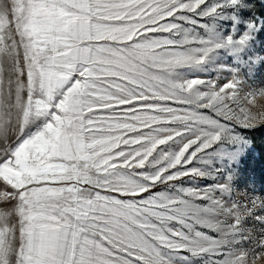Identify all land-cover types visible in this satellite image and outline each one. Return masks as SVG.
<instances>
[{
    "label": "snow or ice",
    "instance_id": "6c2138e0",
    "mask_svg": "<svg viewBox=\"0 0 264 264\" xmlns=\"http://www.w3.org/2000/svg\"><path fill=\"white\" fill-rule=\"evenodd\" d=\"M262 36L252 0H0V264H254Z\"/></svg>",
    "mask_w": 264,
    "mask_h": 264
},
{
    "label": "rangeland",
    "instance_id": "374dc122",
    "mask_svg": "<svg viewBox=\"0 0 264 264\" xmlns=\"http://www.w3.org/2000/svg\"><path fill=\"white\" fill-rule=\"evenodd\" d=\"M252 9L255 15L264 14V0H252ZM261 39L264 40V36ZM225 62H228L227 58H225ZM199 75L206 80H217L220 83L232 78L229 72L217 70H210ZM240 79L243 81L242 87L245 92L264 88V66L257 63L251 69L242 70ZM254 110H264V97H256ZM240 131L249 139L251 147L236 169L231 199L233 202L245 206V209H251L246 226L254 239H259V234L264 232V228L255 221L252 214L262 212L260 201L264 200V125H257L252 129H240ZM198 183L203 186L206 182L199 180ZM183 184L185 187L189 186L187 178H184ZM253 200L256 201L255 208L251 206ZM250 247H255V245ZM257 253L254 264H264V252L257 249Z\"/></svg>",
    "mask_w": 264,
    "mask_h": 264
}]
</instances>
